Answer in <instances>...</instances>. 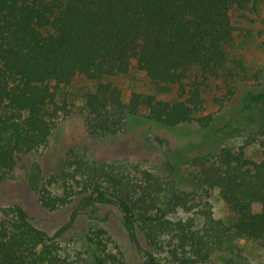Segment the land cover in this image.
<instances>
[{
    "label": "trees",
    "instance_id": "1",
    "mask_svg": "<svg viewBox=\"0 0 264 264\" xmlns=\"http://www.w3.org/2000/svg\"><path fill=\"white\" fill-rule=\"evenodd\" d=\"M260 4L264 0H0V186L31 158L29 188L40 192L47 210L67 206L81 193H89L81 199L85 206L117 203L133 244L142 249L139 230L165 257L150 255L146 264H234L240 239L264 246V86L246 91L227 113L199 115L209 82L231 76L236 11ZM133 67L166 89L176 87V96L132 92L124 99L121 88L105 79ZM78 78L95 82L79 107L86 131L95 137L144 125L167 131L171 139L158 137L167 146L166 164L185 187L168 193L156 177L160 171L137 177L127 163L97 164L85 153L69 154L58 173H46L33 157L48 148L58 122L73 111L63 89ZM194 122L197 130L187 129ZM231 135L243 136L244 143L216 148ZM174 137L183 142L174 144ZM212 139L213 149L195 151ZM253 142L260 145L259 159L247 153ZM185 164L196 170L182 174ZM61 181L62 192L54 193L50 187ZM214 190L229 222L213 215ZM178 210L191 215L169 216ZM70 226L48 235L20 205L0 201V264H70L56 239ZM106 234L96 229L87 236L93 264H128L120 252L107 253Z\"/></svg>",
    "mask_w": 264,
    "mask_h": 264
},
{
    "label": "rangeland",
    "instance_id": "2",
    "mask_svg": "<svg viewBox=\"0 0 264 264\" xmlns=\"http://www.w3.org/2000/svg\"><path fill=\"white\" fill-rule=\"evenodd\" d=\"M233 23L235 39L228 53V66L230 67L228 73L231 76L228 77V80L223 76L219 80L209 82L203 95L205 103L204 109L199 113L201 116L209 113L214 116L227 113L240 105L246 91L259 90L264 86V4L237 10ZM105 80L111 81L121 88L124 99L132 92L144 95L156 94L162 99H172L177 94L176 87L166 89L162 83L151 81L145 72L135 67L126 75L108 77ZM94 87L95 82L85 78H78L70 86L64 87L63 93L73 111L58 122V127L50 138L48 148L34 156L33 159L37 157L42 162L47 174H54L63 168V160L66 156L70 154V159H74L75 155L85 153L88 160L97 164L127 163L137 177L138 175L142 176V171H152L155 175L157 171H160L162 173L156 177L162 180L164 186L168 187V193L169 190H177L175 188L177 186L185 187L186 185L180 184L176 173L170 170L166 164L167 146L166 144L162 145L159 139H166L165 135L171 139L172 136L167 131L157 127H148V125L141 128L132 127L117 137H95L86 131L79 107L82 104L84 93L93 90ZM59 101L62 100L59 99ZM142 111H146L145 106H142ZM197 125L194 122L186 126H188L187 129L197 130ZM156 133H160V135L158 136ZM172 140L177 145L183 142L182 138L178 137H174ZM141 141L146 142L149 147L146 148L147 145H145V148H142ZM243 143V136L231 135L222 140L216 148L228 145L237 149ZM206 144L203 143V145ZM209 144L205 147L201 145L195 151L204 153L215 147L213 139ZM247 153L249 156L259 159L261 156L259 143L253 142L248 145ZM31 160V158H27L21 162L14 177L0 186L1 204L3 206L20 205L37 226L51 236H55L57 230L69 222L71 211L78 208V213L69 223L70 228L56 238L62 255L68 256L70 264H93V250L87 236H92L96 229H104L107 233L104 238L107 253L120 252L128 264H146L145 261L149 259L150 255H154L156 260L163 261L164 255H159L154 248L149 246L139 230L136 233L142 249L133 244L128 230L123 224L122 212L117 203L100 204L95 202L85 206L81 203V199L89 193H81L75 195L67 206L54 211L47 210L40 201V192L29 188L28 175ZM195 170V165L185 164L181 167L180 172L187 175ZM79 179L80 177H78ZM71 182L76 191L81 190V184L79 185L76 181ZM79 182H82V179ZM61 187L62 181L50 188L54 193H59L62 192ZM209 201L214 217L229 222L230 212L218 191L214 190L211 193ZM254 208L259 209V206L255 205ZM190 215L182 210L169 214L173 219H185ZM239 245L241 254L234 257V264H264L263 245L246 238L240 239ZM208 261L192 264H211ZM211 261L213 262V260ZM216 263L224 264L220 261H216Z\"/></svg>",
    "mask_w": 264,
    "mask_h": 264
},
{
    "label": "flooded vegetation",
    "instance_id": "3",
    "mask_svg": "<svg viewBox=\"0 0 264 264\" xmlns=\"http://www.w3.org/2000/svg\"><path fill=\"white\" fill-rule=\"evenodd\" d=\"M83 205H84V204H83ZM76 210H78V208H77V209H74V210L71 211V214H70V217H69V222H68L67 224H69V223L72 221V219H73V214H74V212H75Z\"/></svg>",
    "mask_w": 264,
    "mask_h": 264
},
{
    "label": "water",
    "instance_id": "4",
    "mask_svg": "<svg viewBox=\"0 0 264 264\" xmlns=\"http://www.w3.org/2000/svg\"><path fill=\"white\" fill-rule=\"evenodd\" d=\"M209 263L213 264V262L211 260L208 261Z\"/></svg>",
    "mask_w": 264,
    "mask_h": 264
}]
</instances>
